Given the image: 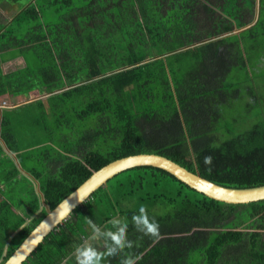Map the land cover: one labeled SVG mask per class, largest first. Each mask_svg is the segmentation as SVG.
<instances>
[{
    "label": "trees",
    "instance_id": "obj_1",
    "mask_svg": "<svg viewBox=\"0 0 264 264\" xmlns=\"http://www.w3.org/2000/svg\"><path fill=\"white\" fill-rule=\"evenodd\" d=\"M2 10L0 104L32 101L0 111V264L45 218L44 203L53 210L123 157L156 153L220 186L264 185V81L252 72H264V0H0ZM228 101H246L256 122L225 137ZM141 205L156 236L132 223ZM114 219L133 247L102 264L129 254L136 264H264V200L219 202L147 166L96 190L23 264H70L91 243L88 220L115 231Z\"/></svg>",
    "mask_w": 264,
    "mask_h": 264
},
{
    "label": "water",
    "instance_id": "obj_2",
    "mask_svg": "<svg viewBox=\"0 0 264 264\" xmlns=\"http://www.w3.org/2000/svg\"><path fill=\"white\" fill-rule=\"evenodd\" d=\"M154 167L166 171L190 189L213 200L245 205L264 200V185L252 188H227L213 183L198 173L191 172L174 160L156 153H141L117 159L103 166L71 194L64 198L53 210L47 208L45 218L23 240L4 264H23L39 247L44 239L71 214L87 201L99 188L105 186L116 175L137 167Z\"/></svg>",
    "mask_w": 264,
    "mask_h": 264
},
{
    "label": "clouds",
    "instance_id": "obj_3",
    "mask_svg": "<svg viewBox=\"0 0 264 264\" xmlns=\"http://www.w3.org/2000/svg\"><path fill=\"white\" fill-rule=\"evenodd\" d=\"M7 103L5 107L6 108ZM211 157H205V163H209ZM132 223L136 230L144 235L156 236L158 234V224L154 220H150L146 209L143 205L140 206L138 214L131 217ZM115 231H101L91 220L88 224L92 230V240H103L105 243L102 247L105 251L101 252L97 247L91 243L77 245L74 248V255L76 264H102L105 256L114 257L122 252L125 248L131 249L133 247L132 241L127 239V223H121L119 220L110 221ZM90 241V240H89ZM141 259L140 255L129 254L121 259L120 264H136Z\"/></svg>",
    "mask_w": 264,
    "mask_h": 264
},
{
    "label": "rangeland",
    "instance_id": "obj_4",
    "mask_svg": "<svg viewBox=\"0 0 264 264\" xmlns=\"http://www.w3.org/2000/svg\"><path fill=\"white\" fill-rule=\"evenodd\" d=\"M3 11H0L1 14H3ZM23 66V61L22 58L16 59L14 61H12L11 63H7L4 66V72H10L13 70H16L20 67ZM253 75L255 76L253 79L255 80V83L259 84L260 86V80L264 81V72H260L259 74L257 73V75H255L254 71ZM241 85V89L242 94L244 95L245 90L247 89V84H240ZM250 87L253 88L255 87L253 83L250 82ZM33 97L39 98L41 96H39V94L37 93H32ZM33 99V100H35ZM3 101H7V108L10 107H15V106H20L23 105L27 102L32 101L30 98H21L19 100L17 99H11L9 97H6L5 99H2ZM30 100V101H28ZM246 101H228L227 103L223 104L221 106V111L223 113V119L225 121L224 125L225 127L228 126V128H230V131H226V129H223V133H220L222 136L225 137H229L231 132L237 133L242 131L243 129H248L251 128V126L256 122V116L255 113L253 112L252 114L249 113L248 110H246ZM227 122H229V125L227 124ZM245 123H249L248 126L246 128L245 127ZM8 166V164H1V171L0 174L5 175V172H7L8 170L6 169V167ZM23 175V171L20 170V176ZM18 177V178H19ZM11 179L14 181L15 179L11 176ZM3 180V179H2ZM47 208H49L47 206ZM72 259V260H71ZM69 263L70 264H76L75 261V255L73 254V256L69 259Z\"/></svg>",
    "mask_w": 264,
    "mask_h": 264
},
{
    "label": "crops",
    "instance_id": "obj_5",
    "mask_svg": "<svg viewBox=\"0 0 264 264\" xmlns=\"http://www.w3.org/2000/svg\"><path fill=\"white\" fill-rule=\"evenodd\" d=\"M22 61H23V59H22ZM12 62V61H11ZM11 62H8V63H11ZM7 64V63H6ZM5 66V65H4ZM7 103V101H1V104H0V111L3 109V108H1L2 107V105H3V103ZM230 135H232V134H230ZM37 189L38 190H40V186L38 185L37 186ZM87 243H90V241H88ZM91 244L92 245H95L96 244V246H101V244H102V242H100V240L98 239L97 241H95V242H93L92 243V240H91ZM98 249V248H97Z\"/></svg>",
    "mask_w": 264,
    "mask_h": 264
},
{
    "label": "built area",
    "instance_id": "obj_6",
    "mask_svg": "<svg viewBox=\"0 0 264 264\" xmlns=\"http://www.w3.org/2000/svg\"><path fill=\"white\" fill-rule=\"evenodd\" d=\"M5 106H6V103L4 102L3 105H2V107H5Z\"/></svg>",
    "mask_w": 264,
    "mask_h": 264
}]
</instances>
